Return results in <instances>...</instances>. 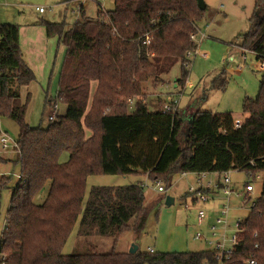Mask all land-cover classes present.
Listing matches in <instances>:
<instances>
[{
    "label": "trees",
    "instance_id": "obj_1",
    "mask_svg": "<svg viewBox=\"0 0 264 264\" xmlns=\"http://www.w3.org/2000/svg\"><path fill=\"white\" fill-rule=\"evenodd\" d=\"M79 6L81 18L71 28L65 21H43L47 37L56 36L67 50L57 93L49 100L63 102L65 111L46 126L25 122L29 94L21 103L19 91L35 74L23 58L19 25L0 23V117L18 125L15 161L20 166L10 186L0 264H216L212 249L100 252L85 239L114 236L131 221L126 228L138 236L149 210L141 182L93 185L82 207L86 179L145 174L170 182L175 173L233 169L261 173L262 181L255 206L242 222L240 243L231 257L222 258L223 264H247L248 257L264 264V73L257 97L243 101L245 116L238 127L227 111L179 108L173 113L162 110L160 98L151 110L143 82L179 63L176 81L184 87L186 52L196 46L190 35L207 5L201 9L197 0H113L104 13L98 3L95 18L86 17ZM238 46L264 63V0H256ZM226 82L221 73L212 87L224 88ZM79 215L78 236L85 245L65 254L62 246Z\"/></svg>",
    "mask_w": 264,
    "mask_h": 264
},
{
    "label": "rangeland",
    "instance_id": "obj_2",
    "mask_svg": "<svg viewBox=\"0 0 264 264\" xmlns=\"http://www.w3.org/2000/svg\"><path fill=\"white\" fill-rule=\"evenodd\" d=\"M207 5L204 18L199 24L195 43L199 50L206 52L207 57L196 55L192 57L187 80L192 83L191 88L183 89L176 79L180 76V64L173 65L168 73L152 76L143 82V97L149 109L158 105V99L167 92L180 96V109L210 110L212 112H231L235 119L242 120V104L246 97L256 98L259 92L260 80L264 68L257 65L254 54L238 44L243 34L248 30L254 13L256 0H203ZM80 3L86 17L95 18L98 10V0H0V23H14L19 25V41L23 50V58L32 68L35 79L20 87L19 100L26 103L25 122L32 126H46L49 114L53 111L49 100L54 99L59 85L62 65L66 57V46L59 43L57 37H47L43 21H65L66 28L74 26L80 19ZM102 13L113 7V0L101 2ZM37 7H43L38 12ZM103 15V14H102ZM104 16V15H103ZM101 16V17H103ZM237 43V44H235ZM223 73L226 77L224 88L212 87V79ZM96 83L92 82L91 94ZM57 113L63 114L65 104L58 101ZM127 106V104H126ZM128 109V108H127ZM129 110V109H128ZM132 110V109H130ZM0 129L6 131L14 140L17 139L18 125L16 121L6 115L0 117ZM16 149L0 147V236L3 231L7 208L10 203V186H12L20 171L15 161ZM258 174V173H256ZM3 176L5 178H3ZM196 172L175 173L170 182L163 181L164 192L157 191L156 180L144 175L130 174H93L86 179L85 194L82 207L88 192L93 185L116 186L141 182L144 186V205L149 210L143 231L136 236L130 227H122L114 236L91 235L86 242L91 243L100 252L128 251L133 244L140 251L153 252H187L211 249V245L204 238L196 239V232H203L209 238V224L212 222L217 202H195L190 197L185 198V192L190 185L197 187ZM209 173L208 178L215 177ZM232 182L243 185L251 177L245 170L230 171ZM147 179V182H145ZM206 180H202V184ZM255 190L252 197L258 194L262 177H254ZM169 195L174 198L170 205L164 202ZM41 193L38 200L41 201ZM236 204L240 201L234 198ZM186 201V202H185ZM189 204V207L185 206ZM203 208L208 217L203 224L197 222V211ZM248 210L242 209L238 215L246 216ZM80 215L69 233L62 251L69 254L81 250L85 243L78 236ZM126 229V230H125ZM219 264V263H217Z\"/></svg>",
    "mask_w": 264,
    "mask_h": 264
},
{
    "label": "built area",
    "instance_id": "obj_3",
    "mask_svg": "<svg viewBox=\"0 0 264 264\" xmlns=\"http://www.w3.org/2000/svg\"><path fill=\"white\" fill-rule=\"evenodd\" d=\"M102 1L103 0H98V3L101 5ZM36 9L38 12L44 11L43 7H37ZM198 29L196 32H193L190 35V38L194 42ZM148 39L149 38L147 37V42ZM196 55L207 57V53L199 50L197 44L194 49L187 51L186 56L188 60H186L183 65L188 70V73L192 57ZM257 65L260 68H264V63L257 62ZM191 87L192 83L186 78L183 89ZM181 94L182 92L177 95L173 92H167L162 98V110L172 111L173 113L176 112L179 109ZM129 102L131 103V100H129ZM50 105L53 108V111L49 114L48 118L49 120H53L57 116L58 104L50 103ZM241 122L242 120L235 119L234 126H240ZM10 146L16 149V140H14L6 131L0 129V147L8 148ZM230 171L231 170H226L223 172H196L197 187L190 185L184 195L185 198L190 197L193 203H205L210 200H219L217 202L216 208L213 209L214 216L212 222L208 226L210 237L207 238L201 231L196 232L194 235L196 239L204 238L208 241V243L211 245V249L216 253V260L219 264H223V257H231L233 251L240 243L241 234L244 230L242 222L255 206L256 197L255 199L252 197V192L255 190V186L252 179H254V177H262L261 173L254 174L252 171H246L251 178L245 181L243 185H237L236 183L232 182ZM186 173L187 172H182V175H185ZM209 173L216 175V178H208L207 176ZM202 180H206L204 184H202ZM145 182H147V179ZM162 183L163 181L156 179L157 191L159 192L165 191V188H163L161 185ZM234 198L240 200L238 204H236V200H233ZM185 206L189 207V204L185 203ZM242 209L248 210L246 216L244 217L238 215V212ZM207 217L208 213L203 208H199L197 211L198 224H203ZM255 246H257V243ZM149 251L152 252L153 249L149 248ZM245 262L247 264H256V260L253 257L246 258ZM202 264H208V262H203Z\"/></svg>",
    "mask_w": 264,
    "mask_h": 264
},
{
    "label": "water",
    "instance_id": "obj_4",
    "mask_svg": "<svg viewBox=\"0 0 264 264\" xmlns=\"http://www.w3.org/2000/svg\"><path fill=\"white\" fill-rule=\"evenodd\" d=\"M197 3H198V6H199L201 9H204V7H205V3H204L203 0H197ZM173 201H174V198L171 197V196H169V195H167V196L165 197V199H164V202H165L166 205H170V204H172ZM137 248H138L137 245L133 244V245L131 246V248L129 249V252H130V253H134V252L137 250Z\"/></svg>",
    "mask_w": 264,
    "mask_h": 264
},
{
    "label": "crops",
    "instance_id": "obj_5",
    "mask_svg": "<svg viewBox=\"0 0 264 264\" xmlns=\"http://www.w3.org/2000/svg\"><path fill=\"white\" fill-rule=\"evenodd\" d=\"M21 42V44H22V41L20 40L19 41V43ZM21 46V45H20ZM21 49H22V47H21ZM23 51V50H22ZM160 99H162V98H160ZM244 116H245V114H244ZM244 118V117H243ZM84 130H85V134L86 135H89V133H90V131H89V129L88 128H86L85 126H84ZM67 158V153H63V159H66ZM140 175H144L146 178H147V175H145V174H140Z\"/></svg>",
    "mask_w": 264,
    "mask_h": 264
}]
</instances>
